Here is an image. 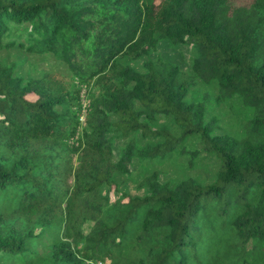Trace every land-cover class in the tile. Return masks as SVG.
Here are the masks:
<instances>
[{
    "label": "trees",
    "instance_id": "16d2710c",
    "mask_svg": "<svg viewBox=\"0 0 264 264\" xmlns=\"http://www.w3.org/2000/svg\"><path fill=\"white\" fill-rule=\"evenodd\" d=\"M10 48L54 61L22 73ZM73 81L95 87L78 135ZM174 156L212 178L160 181ZM133 160L142 194L118 189ZM87 261L264 264V0H0V264Z\"/></svg>",
    "mask_w": 264,
    "mask_h": 264
},
{
    "label": "rangeland",
    "instance_id": "374dc122",
    "mask_svg": "<svg viewBox=\"0 0 264 264\" xmlns=\"http://www.w3.org/2000/svg\"><path fill=\"white\" fill-rule=\"evenodd\" d=\"M15 53L21 52L19 50L10 48L5 51L2 50L1 55L6 57L8 61L17 60L19 63V68L22 73H34L38 71L41 67H46L49 62H53L54 60L51 57H43L40 58V55L34 54L24 59L21 62V58L16 56ZM20 56H23V53H19ZM156 55H160L164 59L170 60L178 64L181 69H187L189 67V56H190V46L187 43H172L167 39H161L156 45L154 51L151 52V56L155 57ZM131 64L135 67H138V61H133ZM72 87L74 89H78V119L79 125L76 130V135L79 134L80 128L84 125L83 116L84 111L88 105V100L91 94L95 93V87L90 83H80L77 81L72 82ZM214 113V114H213ZM210 114L215 115L214 127L215 131L218 132H228L229 134L236 135L239 130V126L241 123V115L236 113L232 108L228 106H213L211 107ZM123 142L120 138H114L112 142V151L113 157L117 155L118 147ZM179 157L174 156L173 159H163L161 162L153 163L152 167H154L158 171V179L160 181L165 180L168 177L179 173H187L189 175L194 176L195 178L201 181L210 180L213 176V167H212V158L207 156L202 160H196L195 164L184 171V167L181 164H172V161H179ZM74 162V157H73ZM138 161L133 160L130 164L131 175L123 176L118 183V189L127 191L130 194H142L143 186L140 185L139 177H138ZM111 192L112 189H111ZM91 225V220L86 219L82 222V230L85 232ZM89 263L90 262H86Z\"/></svg>",
    "mask_w": 264,
    "mask_h": 264
}]
</instances>
